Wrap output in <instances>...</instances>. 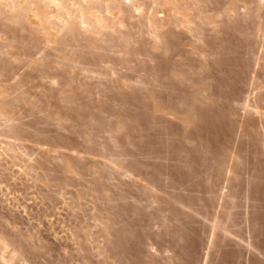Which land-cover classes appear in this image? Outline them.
I'll use <instances>...</instances> for the list:
<instances>
[{
	"label": "rangeland",
	"instance_id": "1",
	"mask_svg": "<svg viewBox=\"0 0 264 264\" xmlns=\"http://www.w3.org/2000/svg\"><path fill=\"white\" fill-rule=\"evenodd\" d=\"M39 1L0 0V264H264V0Z\"/></svg>",
	"mask_w": 264,
	"mask_h": 264
},
{
	"label": "bare ground",
	"instance_id": "2",
	"mask_svg": "<svg viewBox=\"0 0 264 264\" xmlns=\"http://www.w3.org/2000/svg\"><path fill=\"white\" fill-rule=\"evenodd\" d=\"M3 1H5V0H3ZM45 1H46V0H45ZM80 1H81V0H80ZM84 1H85V0H84ZM95 1H96V0H94V2H95ZM97 1H98V0H97ZM99 1L101 2V0H99ZM99 1H98V2H99ZM111 1H112V0H111ZM117 1H118V0H117ZM125 1H126V0H125ZM131 1H132V0H131ZM135 1H136V0H135ZM152 1H154V0H152ZM1 2H2V1H1ZM6 2H7V1H6ZM6 2H5V3H6ZM16 2H17V1H16ZM18 2H19V0H18ZM21 2H22V1H21ZM23 2H24V1H23ZM26 2H27V1H26ZM30 2H31V1H30ZM33 2H35V1H33ZM33 2H31V4H32ZM39 2H41V0H40ZM78 2H79V1H78ZM81 2H83V0H82ZM81 2H80V3H81ZM108 2H109V1H108ZM150 2H151V1H150ZM150 2H149V3H150ZM154 2H156V1H154ZM13 3H14V2H13ZM45 3H46V2H45ZM91 3H92V2H91L90 0H88V1H86V3L83 2V3H81V5L79 4V5H80V9H79V11H78L77 13H78V14L81 13V15L83 16V18L85 17V23L83 22L84 24H86V23H90V24H92V23H93V24H92V26H93V25L96 23V26H97V22H98V25L100 24L101 27H102L101 29H103V31H104L105 28H106V27H105V24L103 25L105 28H103V26H102L103 23L101 24V23H99V21H101L100 19H102V18H100V17H103V16H104V15L101 16L100 14H103V13H102V12H103L102 10H104L103 7H104L105 4L103 5V3H101L102 5H100V3H99L100 7L102 6V9H100V7H99L100 11H102V12H100L99 9L95 8V6H94L95 9H93V7L89 8V4H91ZM104 3H105V2H104ZM109 3H110V2H109ZM130 3H131V2H130ZM132 3H134V2H132ZM186 3H187V2H186ZM15 4H16V3H15ZM19 4H20V6H21V3H20V2H19ZM22 4H24V3H22ZM26 4H27V3H26ZM33 4H34V3H33ZM33 4H32V5H33ZM42 4H43V3H41V5H42ZM92 4H93V3H92ZM92 4H91V5H92ZM94 4L96 5V3H94ZM94 4H93V5H94ZM111 4H112V3H111ZM113 4H115V3H113ZM120 4H121V3H120ZM122 4H124V2H123ZM128 4H129V3H128ZM152 4H153V3H152ZM152 4H151V5H152ZM155 4H156V3H154V5H155ZM166 4H169V3H166ZM166 4H165V5H166ZM233 4H234V3H233ZM17 5H18V4H17ZM55 5H56V4H55ZM91 5H90V6H91ZM97 5H98V3H97ZM97 5H96V6H97ZM99 5H98V6H99ZM108 5H109V4H108ZM115 5H116V4H115ZM161 5H162V3H161ZM3 6H4V5H3ZM26 6H27V5H26ZM106 6H107V5H106ZM109 6H111V5H109ZM119 6H120V5H118V7H119ZM15 7H16V6H15ZM29 7H30V6H29ZM56 7H57V6H56ZM142 7H143V6H142ZM18 8H19V6H18ZM23 8H24V6H23ZM25 8L27 9V7H25ZM42 8H43V7H42ZM42 8H41V10H42ZM73 8H75V7H73ZM125 8H126V7H125ZM163 8H164V6H163ZM182 8H183V7H182ZM39 9H40V7H39ZM63 9H64V8H63ZM71 9H72V8H71ZM71 9H70V10H71ZM77 9H78V8H77ZM90 9H92V10H90ZM96 9H97V10H96ZM108 9H109V8H108ZM18 10H19V9H18ZM20 10H21V9H20ZM27 10H29V9H27ZM27 10H26V12H27ZM30 10H31V8H30ZM30 10H29V12H30ZM33 10H34V9H33ZM54 10H55V9H54ZM118 10H119V9H118ZM42 11H43V10H42ZM56 11H57V10H56ZM68 11H69V10H68ZM106 11H107V10H106ZM120 11H123V10H120ZM141 11H142V10H141ZM31 12H32V11H31ZM48 12H49V11H48ZM168 12H169V11H168ZM6 13H7V12H6ZM15 13H16V12H15ZM27 13H28V12H27ZM33 13H34V12H33ZM33 13H31V14H33ZM41 13H42V12H41ZM44 13H45V11L43 12V14H44ZM63 13H64V11H63ZM99 13H100V14H99ZM108 13H109V12H106V14H108ZM122 13H123V12H122ZM20 14H21V13H20ZM31 14H30V15H31ZM37 14H38V13H37ZM39 14H40V13H39ZM39 14H38V15H39ZM16 15H17V13H16ZM16 15H15V16H16ZM109 15H110V14H109ZM137 15H138V14H137ZM152 15H153V14H152ZM156 15H157V14H156ZM175 15H176V14H175ZM28 16H29V15H28ZM33 16H34V15H33ZM56 16H58V15H56ZM114 16H115V15H114ZM132 16H133V15H132ZM140 16H141V14H140ZM143 16L145 17V15H143ZM143 16H142V17H143ZM148 16H149V15H148ZM178 16H179V15H178ZM19 17H20V16H19ZM37 17H38V16H37ZM40 17H41V15H40ZM74 17H77V16H74ZM74 17H73V18H74ZM78 17H79V16H78ZM80 17H81V16H80ZM135 17H136V16H135ZM173 17H175V16H173ZM26 18H27V16H26ZM64 18H65V16H64ZM73 18H72V19H73ZM81 18H82V17H81ZM117 18H119V17H117ZM133 18H134V17H133ZM153 18H154V17H153ZM170 18H171V17H170ZM1 19H2V18H1ZM147 19H149V17H148ZM147 19H146V20H147ZM165 19H166V18H165ZM26 20H27V19H26ZM30 20H31V19H30ZM83 20H84V19H83ZM102 20L104 21V18H103ZM114 20L116 21L115 18H114ZM172 20H173V19H172ZM28 21H29V20H28ZM49 21H50V20H49ZM53 21H54V20H53ZM64 21H65V20H64ZM72 21H74V20H72ZM105 21H106V20H105ZM123 21H124V20H123ZM126 21H127V20H126ZM173 21H174V20H173ZM180 21H181V20H180ZM51 22H52V21H51ZM68 22H69V21H68ZM70 22H71V21H70ZM81 22H82V21H81ZM101 22H102V21H101ZM107 22H108V21H107ZM107 22H106V23H107ZM113 22H114V21H113ZM155 22H156V21H155ZM169 22H170V21H169ZM169 22H168V24H169ZM29 23H30V22H29ZM48 23H49V22H48ZM72 23H74V22H72ZM79 23H80V21H79ZM79 23H78V24H79ZM108 23H109V22H108ZM116 23H117V22H116ZM116 23H115V26H116ZM122 23H123V22H122ZM173 23H174V22H173ZM52 24H54V23H52ZM58 24H59V23H58ZM75 24H76V23H75ZM112 24H113V23H112ZM128 24H129V23H128ZM177 24H178V23H177ZM27 25H28V24H27ZM42 25H43V24H42ZM47 25H48V24H47ZM73 25H74V24H73ZM88 25H89V24H88ZM100 25H99V26H100ZM110 25H111V24H110ZM110 25H109V26H110ZM120 25H121V24H120ZM124 25H125V24H124ZM149 25H150V24H149ZM159 25H160V24H159ZM166 25H167V24H166ZM39 26H40V25H39ZM54 26H56V25H54ZM71 26H72V25H71ZM81 26H82V25H81ZM99 26H97V27H95V25L93 26V27H95V28H93V30L96 29V30H94V32H96L97 29H100ZM122 26H123V25H122ZM152 26H153V25H152ZM160 26H161V25H160ZM176 26H178V25H176ZM25 27H26V26H25ZM58 27H59V26H58ZM58 27H57V28H58ZM77 27H78V26H77ZM98 27H99V28H98ZM168 27H169V26H168ZM182 27H183V26H182ZM40 28H41V27H40ZM55 28H56V27H55ZM55 28H53V29H55ZM57 28H56V30H57ZM60 28H61V26H60ZM73 28H74V26H73ZM107 28H108V27H107ZM110 28H111V27H110ZM124 28H125V27H124ZM149 28H150V27H149ZM152 28H153V27H152ZM156 28H157V27H156ZM20 29H21V28H20ZM84 29L88 30L86 27H84ZM89 29H90V28H89ZM91 29H92V28H91ZM111 29H112V28H111ZM117 29H118V28H117ZM70 30H71V29H70ZM72 30H73V29H72ZM93 30H92V31H93ZM155 30H156V29H155ZM158 30H159V29H158ZM36 31H37V30H36ZM36 31H35V32H36ZM39 31H40V30H39ZM89 31H90V30H89ZM99 31H100V30H99ZM114 31H115V28H114ZM117 31H118V30H117ZM35 32H34V33H35ZM57 32H58V31H57ZM66 32H67V31H66ZM66 32H65V33H66ZM68 32H69V31H68ZM71 32H72V31H71ZM79 32H80V31H79ZM81 32H84V31H81ZM108 32H109V31H108ZM115 32H116V31H115ZM150 32H151V30H150ZM155 32H156V31H155ZM157 32H158V31H157ZM38 33H39V32H38ZM38 33H37V34H38ZM40 33H41V32H40ZM49 33H50V31H49ZM32 34H33V33H32ZM54 34H56V33H54ZM63 34H64V33H63ZM93 34H94V33H93ZM122 34H123V32H122ZM154 34H155V33H154ZM34 35H35V34H34ZM57 35H58V34H57ZM60 35H61V34H60ZM60 35H58V36H60ZM70 35H72V34H70ZM73 35H74V34H73ZM77 35H78V34H77ZM85 35H86V32H85ZM88 35H89V34H88ZM88 35H87V36H88ZM46 36H47V35H46ZM54 36H55V35H54ZM67 36H68V35H67ZM75 36H76V35H75ZM79 36H80V35H79ZM90 36L92 37V35H90ZM114 36H115V34H114ZM121 36H122V35H121ZM157 36H158V35H157ZM43 37H44V36H43ZM43 37H42V39H43ZM52 37H53V36H52ZM69 37H70V36H69ZM88 37H89V36H88ZM45 38H46V37H44V39H45ZM53 38H54V37H53ZM73 38H74V37H73ZM84 38H85V37H84ZM54 39H55V38H54ZM63 39H64V38H63ZM88 39H89V38H88ZM154 39H155V38H154ZM156 39H158V38H156ZM47 40H48V39H47ZM47 40H46V41H47ZM76 40H77V39H75V41H76ZM89 40H90V39H89ZM39 41H40V40H39ZM54 41H55V40H54ZM61 42H63V41H61ZM86 42H87V41H86ZM72 43H73V41H72ZM63 44H64V43H63ZM66 44H67V43H66ZM85 44H87V43H85ZM41 45H42V44H41ZM56 46H57V45H56ZM43 47H44V46H43ZM53 47H54V46H53ZM66 49H67V48H66ZM69 50H70V49H69ZM111 50H112V49H111ZM54 51H55V50H54ZM28 63H29V62H28ZM71 63H72V62H71ZM32 67H33V66H32ZM1 87H2V86H1ZM5 90H7L6 87H5ZM8 91H9V90H8ZM5 92H6V91H5ZM3 93H4V92H3ZM6 93H7V92H6ZM4 94H5V93H4ZM5 96L7 97V95H5ZM0 97H1V96H0ZM4 98H5V97H4ZM1 99H2V98H1ZM4 100H5V99H4ZM6 103H7V102H6ZM7 107H8V106H7ZM12 114H13V113H12ZM0 115H1V114H0ZM1 116H2V115H1ZM12 117H13V116H12ZM3 118H4V117H3ZM1 119H2V118H1ZM9 119H10V118H9ZM4 120H5V119H4ZM6 120H7V119H6ZM11 120H12V119H11ZM7 122H8V121H7ZM7 146H8V145H7ZM12 157H13V156H12ZM4 164H5V163H4ZM30 168H31V167H30ZM4 171H5V170H4ZM76 194H77V193H76ZM60 197H61V196H60ZM91 198H92V197H91ZM7 199H8V198H7ZM94 199H95V198H94ZM92 202H93V201H92ZM66 204H67V203H66ZM70 207H71V206H70ZM91 208H92V207H91ZM91 211H92V210H91ZM43 214H44V213H43ZM91 216H92V215H91ZM25 217H26V216H25ZM75 224H76V223H75ZM10 227H11V226H10ZM35 227H36V226H35ZM84 228H85V227H84ZM38 230H39V229H38ZM73 236H74V235H73ZM5 242H6V241H5ZM1 245H2V244H1ZM2 246H3V245H2ZM6 247H7V246H6ZM6 247H5V248H6ZM3 248H4V247H3ZM1 253H2V251H1ZM4 253H5V252H4ZM11 255H12V254H11ZM16 255H17V254H16ZM0 257H1V256H0ZM12 257H13V256H12ZM12 257H11V258H12ZM9 259H10V258H9ZM14 259H15V257H14ZM1 260H2V259H1ZM3 260H4V259H3ZM9 261H10V260H9ZM3 263H4V262H3ZM6 263H7V262L5 261V264H6ZM8 264H9V263H8Z\"/></svg>",
	"mask_w": 264,
	"mask_h": 264
}]
</instances>
